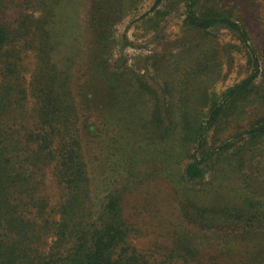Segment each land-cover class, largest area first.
Masks as SVG:
<instances>
[{"label":"trees","instance_id":"trees-1","mask_svg":"<svg viewBox=\"0 0 264 264\" xmlns=\"http://www.w3.org/2000/svg\"><path fill=\"white\" fill-rule=\"evenodd\" d=\"M62 1L0 0V264H264V177L245 166L264 141V0H181L183 24L210 37L211 70L198 60L201 72L222 76L238 53L244 73L196 112L192 152L173 186L180 220L169 242H144L141 212L128 207L147 172L116 136L130 126L112 116L132 102L102 54L119 0H91L82 61L79 47L65 49L59 38ZM163 1L151 9L159 13ZM215 28L229 39L219 41ZM100 109L113 124L90 117ZM218 161L224 184L208 196L181 184L203 179Z\"/></svg>","mask_w":264,"mask_h":264},{"label":"rangeland","instance_id":"rangeland-1","mask_svg":"<svg viewBox=\"0 0 264 264\" xmlns=\"http://www.w3.org/2000/svg\"><path fill=\"white\" fill-rule=\"evenodd\" d=\"M90 2L63 0L59 7L66 27L59 38H62L65 49L73 43L79 47V61L86 55L92 41ZM153 3L154 0L111 2L112 19L107 27L106 48L102 54L111 64L110 75L116 80L118 77L125 78L129 86L127 96L132 98V102L125 100V107L118 104L113 109V118L120 117L131 129L124 133L116 131V136L123 134L120 139L131 159L136 158V170L147 172L142 185L127 198L129 210L141 212L136 220L142 224L144 242L157 235L169 242L180 220L177 208L179 197L174 193L173 186L192 152L190 129L196 112L207 108L209 98L214 96L213 90H224L243 75L244 59L235 54L234 64H225L222 76L216 78L208 72L205 74L207 67L201 72L198 60L204 62V58H208L210 37L199 36L183 24L181 0H164L159 6V13L151 9ZM212 31L220 36L221 42L229 39L230 35L223 30L215 28ZM94 55L100 56L96 45ZM28 59L32 65L36 60L31 56ZM204 63L206 66L211 64ZM103 97L105 99L106 95ZM98 98L102 99V96L99 94ZM109 114L101 109L89 113L96 123L110 121L113 124ZM171 126L173 131L166 132L165 128L171 129ZM233 130L235 127L231 128ZM136 143L141 145L138 147ZM245 166L248 171L264 177V141L248 152ZM225 170V164L218 161L205 167L203 179L183 181L181 184L196 192L205 188L208 196L211 186L224 184L219 182L217 174ZM118 171L123 173L125 168L118 166ZM238 184L241 186L242 182ZM254 190L258 193L263 189L255 184ZM142 207L145 210L141 211ZM135 212L133 216L137 215Z\"/></svg>","mask_w":264,"mask_h":264}]
</instances>
